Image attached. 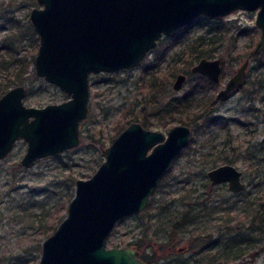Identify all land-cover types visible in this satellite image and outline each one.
<instances>
[{"label": "rangeland", "instance_id": "1", "mask_svg": "<svg viewBox=\"0 0 264 264\" xmlns=\"http://www.w3.org/2000/svg\"><path fill=\"white\" fill-rule=\"evenodd\" d=\"M41 5L38 0H0V52L4 41L1 35L8 32L13 20L28 25L25 33L17 29L14 34L21 38L18 54L27 53L29 59L35 55L39 36L29 14L32 7ZM256 14L257 9L238 8L223 16L198 17L182 37L184 43L170 52L165 51L166 37L163 36L138 65L113 72H92L89 111L80 122L81 144L38 158L26 167L21 164V158L28 142L18 139L9 154L0 159V264H35L39 260L42 240L67 214L76 180L88 178L96 171L105 158L103 148L129 124L127 120L132 113L147 112L150 117L159 119L157 111L173 97L185 94L187 87L202 75L189 73L197 61L184 64L183 55L177 52L185 43L207 34L210 29L219 30L223 37L208 56L221 58L225 68L221 81L195 92L193 106L182 113L185 121L163 120L158 126H149L167 133L174 124L185 123L192 130L190 141L159 181L145 208L119 220L107 244L133 245L140 250L141 257L142 254L158 257V261L154 259L149 264H203L210 258L218 264H264V233L258 230L260 220H252L253 209L264 201V67H257L260 62L257 56L261 58L263 54L264 57V49L259 54L254 53L261 33ZM162 52L163 60L157 65L154 56ZM247 57L250 64L246 82L227 99L217 101L213 106L214 121L203 124L201 118H196L202 104L216 94ZM176 66L181 70L173 75L166 92L157 102H150L141 91H146L141 84L148 85L150 80L146 72L169 73ZM179 72L187 73L188 78L176 89L173 81ZM4 73V70L0 72V79ZM23 83L27 88L24 98L27 105L44 106L70 97L57 84L37 76L33 63ZM249 153L255 156V161L246 159ZM225 155H233L232 163L243 170L245 187L240 194L234 195L227 183L211 187L214 185L207 170L229 162ZM252 197H256L253 198L256 202L251 205L248 200ZM189 203L196 214L194 221L174 230L170 219L175 213L180 216ZM244 205L246 210L241 212ZM226 209L231 210L230 216L224 214ZM261 213L264 219V207ZM238 226L242 227L243 236L255 241L247 244L249 247L244 253L225 256L231 251L227 241ZM170 235L175 238L171 239ZM195 237L200 238L194 241ZM137 240L142 247L137 246Z\"/></svg>", "mask_w": 264, "mask_h": 264}, {"label": "water", "instance_id": "2", "mask_svg": "<svg viewBox=\"0 0 264 264\" xmlns=\"http://www.w3.org/2000/svg\"><path fill=\"white\" fill-rule=\"evenodd\" d=\"M29 19L39 36L35 74L57 84L70 97L44 106L24 102L26 86L14 85L0 95V159L20 138L27 140L21 164L28 167L44 156L83 142L80 122L89 111L92 72L138 65L164 35L200 15L223 16L241 8L257 9L261 33L254 47L264 49V0H38ZM247 57L227 79L216 98L238 89L247 74ZM220 57L203 56L190 71L219 82ZM187 73L179 72L180 89ZM191 127L171 126L167 133L131 121L103 148L104 160L88 178L76 180L67 214L42 241L36 264H146L133 245L107 244L123 217L141 212L175 158L189 143ZM213 185L244 189L243 170L224 162L207 170Z\"/></svg>", "mask_w": 264, "mask_h": 264}, {"label": "trees", "instance_id": "3", "mask_svg": "<svg viewBox=\"0 0 264 264\" xmlns=\"http://www.w3.org/2000/svg\"><path fill=\"white\" fill-rule=\"evenodd\" d=\"M199 19L204 18H211L209 15H200L198 16ZM196 17L192 22L185 25L184 27H181L179 29H176L167 34L164 35L165 42H166V49L165 51L172 50L176 45L183 44L184 41L182 40V37L185 33H187L188 29L192 24L196 22ZM11 20V19H6ZM206 24V23H205ZM26 28H28V25H23L21 23H18L16 21L11 20V24L9 26V30L5 35H1V38L4 39L3 45L0 52V72L2 70L5 71L3 75H1L0 79V95L4 93L8 88L11 86L17 85L19 83H23L26 80V72L28 71V67L33 63L34 56L29 59L27 53H22L19 55V43H20V37H15V32H17V29H21L22 34L23 32H26ZM186 31V32H184ZM219 30L216 29H210L207 30L205 35H198L195 37V39L192 42L185 43L181 49L177 52L178 54L183 55V62L184 64L190 65L193 64L195 61H197L199 58L203 56H210L212 55L213 51L216 49L217 42H222L223 37L221 33H218ZM170 41V42H169ZM181 41V42H180ZM180 42V43H179ZM180 46V45H179ZM262 52V51H261ZM164 52L160 54H156L154 56L155 64L159 65L161 61L163 60ZM180 56V57H181ZM261 58L257 56L260 59V62L258 63L257 67H264V57ZM157 69V67L155 68ZM179 70H181L178 66L173 67L172 70L168 73L158 74L157 70H151L149 72H146L150 76V80L148 85H142L141 87H145L146 91L141 90L142 92H145L148 96V99L150 102H157V99L163 95L166 90L169 87V83L172 80V77L175 73H177ZM191 71H189L190 73ZM253 82H255L253 80ZM213 84V81H211L208 77L205 75H199L198 80L196 82L191 83L190 86L187 87V90L185 94L173 97L169 101H167L163 105V109L160 110L159 113L157 111V117L159 119H154L150 117L147 112L142 113V115L133 112L131 117L128 118L127 122H131L134 120L141 121L145 126H158L162 123V121H173L179 119V121H185V119L182 116V113L187 110L188 107L193 106V100H194V94L196 91L203 90L207 86H210ZM213 106H214V99L213 96H211L208 101L204 104H202V111L197 112L196 118H201L202 123H210L211 121H214V114H213ZM144 108V107H143ZM156 114V113H155ZM159 115V116H158ZM195 118V117H194ZM156 121H160V123H156ZM195 127V126H194ZM225 158L229 162H233L234 157L233 155H225ZM246 159L255 161L256 158L251 153H249V156L247 155ZM212 188H218L222 187V183L211 186ZM242 191L233 193L234 195L240 194ZM227 194V190L224 192V195ZM249 198V197H248ZM256 197H252V199H249L248 202L252 205V203L256 202ZM247 203V202H246ZM257 209H253V221L260 220L261 225L258 228L260 232L264 233V219L261 217L264 207V201H260L258 205H256ZM246 210V206L244 205V209L241 210V212H244ZM249 210V209H248ZM231 210H225L224 214L227 213L230 216ZM195 213H193L192 207H190V203L185 208L184 211L180 214V216H177V213H175L174 217L170 219V222L173 226L174 230H177L178 227L188 224L194 221ZM237 231L233 236H230L228 239V247L231 251L225 253V256H237L242 253L249 247L247 244L251 243V241H255L252 237H246L241 234V226H238ZM46 232V231H45ZM47 235L46 233H44ZM171 238V235H170ZM172 238H175V236H172ZM171 238V239H172ZM200 237H195L194 241H197ZM220 240V239H219ZM193 241V242H194ZM137 246L140 248L142 247V243L140 240H137L135 242ZM241 243H246L245 245H242ZM143 259L146 261L147 264L152 263L155 258L154 255H148V254H142ZM155 261H158V257L155 259ZM202 264V263H200ZM203 264H218L217 261H215L213 258H210L209 260L205 261Z\"/></svg>", "mask_w": 264, "mask_h": 264}, {"label": "flooded vegetation", "instance_id": "4", "mask_svg": "<svg viewBox=\"0 0 264 264\" xmlns=\"http://www.w3.org/2000/svg\"><path fill=\"white\" fill-rule=\"evenodd\" d=\"M221 61H222V60H221ZM222 64H223V62H222ZM249 64H250V57H249ZM248 68H249V66H248ZM248 68H247V71H248ZM224 69H225V68H224V64H223V70H222L221 78H222V76H223ZM235 71H236V70H235ZM235 71H234V72H235ZM234 72H233V73H234ZM233 73H232V74H233ZM199 74H200V73H199ZM232 74H231V75H232ZM231 75H230V76H231ZM246 76H247V74H246ZM206 77H207V76H206ZM187 78H188V76H187ZM221 78H220L219 82L221 81ZM210 80H211V79H210ZM211 81H212V80H211ZM226 81H227V80H226ZM245 82H246V77H245V79H244V81H243V84H242L238 89H236V90H234L232 93H230L228 97H230L235 91L241 89ZM216 83H218V82L213 81V85L216 84ZM225 83H226V82H225ZM19 84H20V83H19ZM23 84H24V83H23ZM224 86H225V84H224L223 86H221L220 88H218L216 94L213 96L214 104H215L217 101H219V100H225V99L228 98V97L225 98V99L216 98V95H217L218 91H219L221 88H223ZM11 87H12V86H11ZM8 89H9V88H8ZM8 89H7V90H8ZM26 90H27V88H26ZM26 93H27V92H26ZM2 94H3V93H2ZM25 96H26V95H25ZM24 98H25V97H24ZM214 107H215V105H214ZM137 121H138V120H137ZM146 127H147V126H146ZM219 184H220V183H219ZM57 226H58V225H57ZM54 230H55V229H54ZM51 233H52V232H51ZM48 235H49V234H48ZM48 235H47V236H48ZM47 236H46V237H47ZM46 237H45V238H46ZM42 241H43V240H42ZM181 248H182V247H180V249H181ZM41 250H42V245H41ZM36 263H37V262H36ZM36 263H35V264H36Z\"/></svg>", "mask_w": 264, "mask_h": 264}]
</instances>
